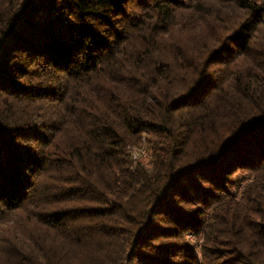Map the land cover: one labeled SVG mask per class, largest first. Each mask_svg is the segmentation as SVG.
<instances>
[{
    "label": "trees",
    "instance_id": "trees-1",
    "mask_svg": "<svg viewBox=\"0 0 264 264\" xmlns=\"http://www.w3.org/2000/svg\"><path fill=\"white\" fill-rule=\"evenodd\" d=\"M0 264H264V0H0Z\"/></svg>",
    "mask_w": 264,
    "mask_h": 264
},
{
    "label": "bare ground",
    "instance_id": "bare-ground-1",
    "mask_svg": "<svg viewBox=\"0 0 264 264\" xmlns=\"http://www.w3.org/2000/svg\"><path fill=\"white\" fill-rule=\"evenodd\" d=\"M131 155H132L133 160L137 161V162H139V161L136 157H145L146 156L147 160L140 161V163L147 168H150L152 166L151 158H150L148 152L144 148H139V147L138 148L137 147L132 148L131 149Z\"/></svg>",
    "mask_w": 264,
    "mask_h": 264
},
{
    "label": "rangeland",
    "instance_id": "rangeland-1",
    "mask_svg": "<svg viewBox=\"0 0 264 264\" xmlns=\"http://www.w3.org/2000/svg\"><path fill=\"white\" fill-rule=\"evenodd\" d=\"M137 148L139 147V148H144L147 152H148V154H149V156H150V158H151V155H150V152H149V150H148V148L145 146V145H140V146H136ZM152 161V160H151Z\"/></svg>",
    "mask_w": 264,
    "mask_h": 264
},
{
    "label": "built area",
    "instance_id": "built-area-1",
    "mask_svg": "<svg viewBox=\"0 0 264 264\" xmlns=\"http://www.w3.org/2000/svg\"><path fill=\"white\" fill-rule=\"evenodd\" d=\"M137 159H138V161L140 162V161H143V160H147L146 159V156L145 157H136Z\"/></svg>",
    "mask_w": 264,
    "mask_h": 264
}]
</instances>
